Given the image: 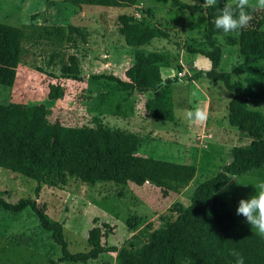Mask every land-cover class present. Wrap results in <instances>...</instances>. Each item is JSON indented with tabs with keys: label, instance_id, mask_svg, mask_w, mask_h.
Segmentation results:
<instances>
[{
	"label": "rangeland",
	"instance_id": "obj_1",
	"mask_svg": "<svg viewBox=\"0 0 264 264\" xmlns=\"http://www.w3.org/2000/svg\"><path fill=\"white\" fill-rule=\"evenodd\" d=\"M180 1L200 4L199 0ZM249 4L255 7V0H249ZM260 10L264 15V9ZM122 14L164 31L166 37L151 39L139 47L126 45L117 27V16ZM0 22L13 26H76L86 34L83 41L77 39L75 48L64 43L24 40L13 85H0V103L42 104L50 111L51 123L124 131L139 140L135 155L195 167L189 185L175 192L151 183H86L74 177L47 175L37 195L34 180L0 168V192L6 201L34 199L51 220L62 224L71 253L88 251L87 235L93 227L100 228V243L104 246L128 247L133 236L145 242L153 230L174 220L189 204L195 186L230 161L233 146L250 142L245 133L227 123L226 107L232 92L204 75L187 80L195 73L210 70L204 56L191 53L209 51L204 40V13L176 10L170 0H137L124 8L73 7L63 0H0ZM214 39L221 48L217 71L230 73L231 81L241 84L247 107L264 114V59L236 71L243 62L237 34L219 33ZM139 51L163 54L161 78L177 80L168 85L170 119L154 120L146 115L144 102L153 96L152 92H122L100 77L112 75L124 80V71ZM69 55L77 64L74 75L60 71V62L68 63ZM50 85L62 91L60 99L47 98ZM197 111L203 119L195 117ZM261 181L264 166L231 176L227 185L214 194L216 210L257 233L242 215L236 214V208L241 198L255 194V184ZM59 256V246L39 227L30 209L18 214L0 209V264H49L57 262ZM115 256L109 252L86 263L55 264H116Z\"/></svg>",
	"mask_w": 264,
	"mask_h": 264
},
{
	"label": "trees",
	"instance_id": "obj_2",
	"mask_svg": "<svg viewBox=\"0 0 264 264\" xmlns=\"http://www.w3.org/2000/svg\"><path fill=\"white\" fill-rule=\"evenodd\" d=\"M73 7L97 6L124 8L133 6L137 0H63ZM190 5L180 0H170L172 8L189 13H204L206 24L204 40L208 52L194 50L210 63V70L195 73L187 80L200 75L220 82L233 93L227 103V123L250 138L244 146H233L230 161L209 179L195 186L189 204L163 227L153 230L142 242L133 236L128 247L116 248L100 243V228L93 227L87 235V252L71 253L62 231V224L51 220L36 201L20 198L12 203L0 192V209L18 214L30 209L38 220L39 227L50 234L51 240L60 248L55 263H86L103 253H116V264H235L230 250L243 255L245 264H264V236L235 222L231 217L216 210L214 194L221 191L231 176L241 175L264 166V114L247 107V99L241 96V84L231 81L230 73L217 71L221 48L214 36L222 33L212 20L224 6H233L227 0H219L214 6ZM251 20L236 32L238 53L242 64L236 67L255 65L264 59V15L257 7H250ZM117 27L128 46L139 47L154 38L166 37L158 28H149L142 21L136 22L128 15L117 16ZM84 31L76 26L22 25L13 26L0 22V85L11 87L16 78V69L24 40L64 43L75 48L77 39L83 41ZM165 56L157 52H137L134 63L124 71L125 79L100 76L113 82L122 92H152L144 102L146 115L154 120L170 119L168 85L176 78L162 79L160 64ZM63 74L77 73L74 56L68 63L60 62ZM62 91L50 85L47 98L57 100ZM50 111L44 105L0 103V168L32 179L36 182L35 195L44 177L68 176L82 182L132 183L142 186L151 183L155 187L175 192L189 185L195 175V167L135 155L138 138L120 130L89 127H70L51 123Z\"/></svg>",
	"mask_w": 264,
	"mask_h": 264
},
{
	"label": "clouds",
	"instance_id": "obj_3",
	"mask_svg": "<svg viewBox=\"0 0 264 264\" xmlns=\"http://www.w3.org/2000/svg\"><path fill=\"white\" fill-rule=\"evenodd\" d=\"M204 5L214 6L217 0H204ZM252 7L249 0H235V5H226L218 10L212 23L214 27L224 34L236 33L246 27L251 20ZM255 7L264 9V0H255ZM195 117L203 119V114L195 112ZM256 192L247 199L241 198L236 208V214L242 215L245 221L255 228L257 233L264 236V181L255 184ZM230 254L235 257V264H245L243 255L235 249L230 250Z\"/></svg>",
	"mask_w": 264,
	"mask_h": 264
}]
</instances>
